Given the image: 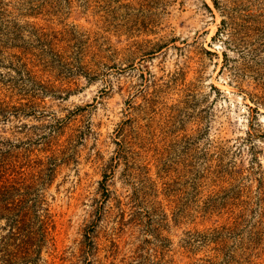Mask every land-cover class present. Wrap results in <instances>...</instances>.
Returning a JSON list of instances; mask_svg holds the SVG:
<instances>
[{
    "label": "rangeland",
    "instance_id": "obj_1",
    "mask_svg": "<svg viewBox=\"0 0 264 264\" xmlns=\"http://www.w3.org/2000/svg\"><path fill=\"white\" fill-rule=\"evenodd\" d=\"M1 190L0 264H264V0H0Z\"/></svg>",
    "mask_w": 264,
    "mask_h": 264
},
{
    "label": "trees",
    "instance_id": "obj_2",
    "mask_svg": "<svg viewBox=\"0 0 264 264\" xmlns=\"http://www.w3.org/2000/svg\"><path fill=\"white\" fill-rule=\"evenodd\" d=\"M4 189H5V192H8V190L10 188L9 187L8 188H3V190ZM3 190L0 191V199L2 197L1 195L4 194V193H1ZM7 204H8V202H7ZM7 204L4 205L3 203H0V216H2L4 214H7V212H13L15 209H18V206H20L18 204H15L14 207H13L14 208V210H13V208L11 209L10 207H7L8 206ZM28 248H29V244H28V242H25L24 248L23 247L19 248V251L22 252L24 250L25 252H28L27 251Z\"/></svg>",
    "mask_w": 264,
    "mask_h": 264
}]
</instances>
